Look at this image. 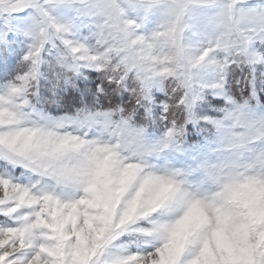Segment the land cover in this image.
Here are the masks:
<instances>
[{
    "label": "snow or ice",
    "instance_id": "obj_1",
    "mask_svg": "<svg viewBox=\"0 0 264 264\" xmlns=\"http://www.w3.org/2000/svg\"><path fill=\"white\" fill-rule=\"evenodd\" d=\"M0 264H264V0H0Z\"/></svg>",
    "mask_w": 264,
    "mask_h": 264
}]
</instances>
